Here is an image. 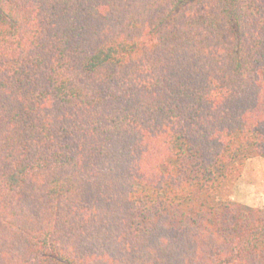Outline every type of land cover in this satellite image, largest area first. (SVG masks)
<instances>
[{
	"label": "trees",
	"instance_id": "obj_1",
	"mask_svg": "<svg viewBox=\"0 0 264 264\" xmlns=\"http://www.w3.org/2000/svg\"><path fill=\"white\" fill-rule=\"evenodd\" d=\"M264 0H0V264H264Z\"/></svg>",
	"mask_w": 264,
	"mask_h": 264
},
{
	"label": "rangeland",
	"instance_id": "obj_2",
	"mask_svg": "<svg viewBox=\"0 0 264 264\" xmlns=\"http://www.w3.org/2000/svg\"><path fill=\"white\" fill-rule=\"evenodd\" d=\"M229 198L250 206L264 207V158L246 161L243 173L230 187Z\"/></svg>",
	"mask_w": 264,
	"mask_h": 264
}]
</instances>
